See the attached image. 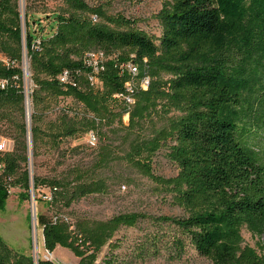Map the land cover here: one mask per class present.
<instances>
[{
    "label": "trees",
    "instance_id": "16d2710c",
    "mask_svg": "<svg viewBox=\"0 0 264 264\" xmlns=\"http://www.w3.org/2000/svg\"><path fill=\"white\" fill-rule=\"evenodd\" d=\"M63 1L64 8L49 17L48 33L39 35L28 22L23 31L19 0H0V52L21 61L27 49L35 84L34 157L45 139L59 146L66 137L93 130L105 141L92 167L76 170L79 182L71 189L68 182L36 174L34 189L50 186L52 201L61 198L66 206L102 193L107 185L99 170L123 152L124 160L170 194L184 215L124 212L108 220L73 222L38 213L45 248L49 252L58 246L67 248L78 264H95L108 246L104 264H118L116 233L147 221L154 231L140 245L138 257L164 248L172 258L181 259L190 246L213 264H264V0H165L156 15L161 27L158 37L131 17L111 14V0ZM94 49L117 55L116 61L106 64L99 87L89 81L91 69L83 62L84 54ZM127 61L140 65L139 78L150 77L148 89L136 87L131 107L115 97L127 93L125 83L132 79L120 67ZM65 70L76 85L59 80ZM20 73V68L0 64V78L12 79ZM17 84L0 88V111L16 109L21 116V121H13L16 151L6 155V171L0 177L1 207L11 187L20 185L26 197L31 189L24 93L21 80ZM61 97H72L83 112L64 111L43 124L44 111ZM172 110L181 114L169 117L168 127L158 128L154 117ZM103 127L126 132L113 145ZM163 147L170 150L176 176L164 177L153 169ZM58 187L62 191L55 196ZM244 228L260 237V252L244 245ZM0 264L35 263L30 256L14 255L0 237Z\"/></svg>",
    "mask_w": 264,
    "mask_h": 264
},
{
    "label": "rangeland",
    "instance_id": "374dc122",
    "mask_svg": "<svg viewBox=\"0 0 264 264\" xmlns=\"http://www.w3.org/2000/svg\"><path fill=\"white\" fill-rule=\"evenodd\" d=\"M164 3L165 0H111L109 12L122 13L135 19L138 21V26L158 37L161 34V27L156 15ZM23 6L24 32L28 22L30 28H35L37 33L42 35L50 30V15L61 11L65 4L63 0H24ZM26 14H28L27 18ZM40 27H44V30ZM25 52L27 54L26 48ZM28 63H30L29 58ZM30 73V84L32 88H35L31 70ZM79 106L72 97H61L54 106L44 111L43 124L55 120L64 111L72 115L80 109L82 113L83 108ZM0 112V135L14 140L13 121H21V116L16 109L12 113L6 109ZM32 112L31 106L30 114ZM180 114L179 110H172L169 114L155 116L154 120L158 128L168 127L169 117ZM128 120L129 118L124 119V122L127 124ZM24 121L26 122V117ZM102 131L106 135V140L113 142V145L119 144L126 132L125 129L116 130L112 127H103ZM98 136L99 142L95 146L87 143L86 133L66 137L59 146H52L50 140H43L37 157H34L31 151L32 156L27 167L31 176L36 174L49 180L65 181L69 183L67 188L71 189L79 182L76 170L92 167L99 158L105 139L101 134ZM169 151L167 147H163L155 156L153 163L154 171L164 177H173L178 173L177 166L170 159ZM120 153L118 159L115 158L109 166L98 172L106 180V191L82 197L70 206H66L61 198L55 202L50 200L48 195H53L50 186L42 185L36 190L31 187L28 197L25 196L26 191L20 185L11 187L4 206H0V237L7 243L12 253L30 256L36 264L40 260L78 264L79 259L70 249L58 246L54 252H49L45 248L43 228L37 222L35 225L38 213L59 216L73 222L84 218L108 220L124 212L174 217L184 215V211L173 203L170 194L161 192L151 178L127 163L123 158V152ZM60 191L62 189L58 187L54 195L59 196ZM153 229L147 221L140 222L137 227H122L113 239V241H120V247L115 251L118 255V264H213L209 259L201 257L190 246L181 259L172 258L169 251L164 248H161L157 254L138 257L140 245L145 243L147 234L154 231ZM242 235L244 245L250 244L259 251L260 237L255 236L247 228L242 230ZM108 250V246H105L95 264H104V257Z\"/></svg>",
    "mask_w": 264,
    "mask_h": 264
},
{
    "label": "built area",
    "instance_id": "2783aa9c",
    "mask_svg": "<svg viewBox=\"0 0 264 264\" xmlns=\"http://www.w3.org/2000/svg\"><path fill=\"white\" fill-rule=\"evenodd\" d=\"M24 0H19V10L20 14L23 17L25 14L24 11ZM22 20V28H23V19ZM94 20H97V17H94ZM24 31V29H23ZM117 55H108L105 51L101 49H94L88 51L83 56V62L91 69L90 74L88 75V79L93 86L99 87L102 85L101 74L106 69V64L110 60L116 61ZM144 61H147L145 59ZM0 64L7 68H20L22 73L15 75L12 79L9 78H0V88L5 89L10 83H15L16 86L18 81L21 80V85L23 86L24 93V106H25V114L27 117V113L31 116V95L34 91V88L31 87L30 84V63H28V55L25 52V48L23 50L22 60H14L11 59L8 55L0 52ZM122 72L127 71L128 74L131 75L132 79L125 83L127 93L125 95L115 94V97H122L126 103L131 107L135 103V99L133 97V93L135 92L136 87L139 85L143 89H148L150 84V77L145 75L139 78V74L141 72L140 65L135 61H127L120 64ZM59 80L63 84H72L76 85V81L71 77V72L69 70H65L60 76ZM129 118V112L124 115V119ZM28 133V131H27ZM87 143L90 146H95L99 142L98 134L95 131H89L87 134ZM27 141L29 142V133L27 134ZM15 151V141L11 138L5 137L4 135H0V177L4 175L6 171V155L13 153ZM31 174V173H30ZM33 177L31 176V187H33ZM11 188L9 189V191ZM52 192V190H51ZM53 195H48V198L52 200ZM56 264H65L64 262H58Z\"/></svg>",
    "mask_w": 264,
    "mask_h": 264
},
{
    "label": "water",
    "instance_id": "95a60500",
    "mask_svg": "<svg viewBox=\"0 0 264 264\" xmlns=\"http://www.w3.org/2000/svg\"><path fill=\"white\" fill-rule=\"evenodd\" d=\"M21 19H23L22 16H21ZM25 117H26V114H25ZM26 124H27L28 133H29L28 156H29V160H30V158L32 156V152L31 151H33V144H32V133H31V116L29 115V113H27ZM33 189H34V184H33ZM33 218H35V216ZM34 263L36 264L35 260H34Z\"/></svg>",
    "mask_w": 264,
    "mask_h": 264
},
{
    "label": "bare ground",
    "instance_id": "6f19581e",
    "mask_svg": "<svg viewBox=\"0 0 264 264\" xmlns=\"http://www.w3.org/2000/svg\"><path fill=\"white\" fill-rule=\"evenodd\" d=\"M34 219H35V218H34ZM35 225H36V219H35ZM36 252H37V247H36ZM37 264H39V262H38Z\"/></svg>",
    "mask_w": 264,
    "mask_h": 264
}]
</instances>
